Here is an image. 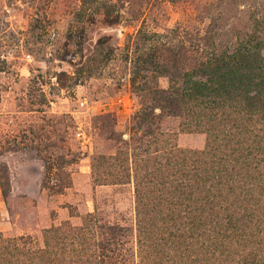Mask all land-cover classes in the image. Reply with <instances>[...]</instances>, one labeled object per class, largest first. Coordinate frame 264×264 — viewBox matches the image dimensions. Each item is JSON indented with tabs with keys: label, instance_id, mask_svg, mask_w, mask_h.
<instances>
[{
	"label": "rangeland",
	"instance_id": "374dc122",
	"mask_svg": "<svg viewBox=\"0 0 264 264\" xmlns=\"http://www.w3.org/2000/svg\"><path fill=\"white\" fill-rule=\"evenodd\" d=\"M252 55L264 0H0V264H264Z\"/></svg>",
	"mask_w": 264,
	"mask_h": 264
},
{
	"label": "trees",
	"instance_id": "16d2710c",
	"mask_svg": "<svg viewBox=\"0 0 264 264\" xmlns=\"http://www.w3.org/2000/svg\"><path fill=\"white\" fill-rule=\"evenodd\" d=\"M255 57H253L252 55V58L250 60V63H251L250 70L253 72L247 77L248 85H250L251 87L254 86L252 87L254 88V90H251L252 93L249 91L248 94L245 95L244 101L249 111H259L264 116V59L261 58L262 60L261 64L259 66H255L253 65V62L256 63ZM254 70H256L259 73V77H258L259 79L257 80L255 78L256 82L253 80L255 76ZM217 73L218 71L216 73H214V71H210V74L214 75L215 79H216ZM226 81L228 82V78L224 79V82ZM221 88H223L224 94L229 93L228 84L222 85Z\"/></svg>",
	"mask_w": 264,
	"mask_h": 264
}]
</instances>
